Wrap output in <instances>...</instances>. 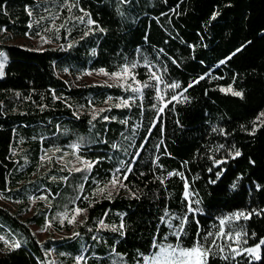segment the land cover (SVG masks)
Segmentation results:
<instances>
[{
    "label": "trees",
    "instance_id": "1",
    "mask_svg": "<svg viewBox=\"0 0 264 264\" xmlns=\"http://www.w3.org/2000/svg\"><path fill=\"white\" fill-rule=\"evenodd\" d=\"M71 1L85 23L39 50L2 36L40 35L29 12L36 0H0L3 198L39 196L40 213L27 223L47 220L58 231L63 216L85 210L75 236L54 246L57 264H78L85 244L81 264H134L154 244L191 248L197 241L211 248L207 264H264V0ZM125 66L140 92L74 80ZM229 86L244 98L221 91ZM174 95L179 101L169 103ZM74 151L92 167L77 171L53 160L47 174L29 180L48 155ZM23 159L28 166L20 169ZM114 175L124 187L109 197ZM236 212L250 216L223 228L240 232L239 242L217 238L220 220ZM20 224L28 244L0 252V264H50L52 242L38 243ZM258 244L256 259L240 253Z\"/></svg>",
    "mask_w": 264,
    "mask_h": 264
},
{
    "label": "rangeland",
    "instance_id": "2",
    "mask_svg": "<svg viewBox=\"0 0 264 264\" xmlns=\"http://www.w3.org/2000/svg\"><path fill=\"white\" fill-rule=\"evenodd\" d=\"M35 5L36 9H34L33 11L29 10V12L32 15V21L39 26L40 35H26L24 37H20L13 34L12 32H9L8 30H4L2 32V36H9V43L39 50L46 47H54L58 45L55 38H60L61 34H63L64 31L69 32V27L71 25H73L75 22L85 23V14L82 11L80 12L79 9H76L75 3L71 0H36ZM70 5L71 7H69ZM63 45L64 44L62 43V46ZM0 54H2V57L5 58V66L7 62V54L3 49H0ZM104 73H107V75H105ZM130 78V73L125 74L122 71L118 73H108L100 69L97 71L85 72L83 75L74 80L76 82L105 84L108 86L120 85L134 88L135 81L131 80ZM261 113H264V110ZM260 114L258 117L259 122L263 121L264 119V117H262ZM64 154L65 156L63 158L57 157L56 154L48 155L46 159L39 164L38 171L33 172L34 175L32 174V177H30L29 180L35 178L36 172H38V176L41 177L42 175L44 176L45 174H47L49 172V169L53 166V160L60 166L66 167L67 169H79L83 166H86V161L80 159L76 155L75 151L72 153V155H69L68 153ZM50 158H52V160H49ZM19 166L20 169L26 168L28 166L27 159H23V163ZM55 178L56 177H54L53 175H49V179ZM21 184L22 183H20V186ZM119 189V185L113 188L111 186V183H109L106 186L107 195L111 193L112 196L117 193ZM38 197L39 196L30 193L29 196H26L24 200H5L0 193V207L6 210L8 214L12 215L19 222L16 223L11 217H8L6 214L0 211V252L14 247L17 243H21L24 245L28 244L29 236L26 235L24 227L20 224L22 223L29 228L30 232L38 243H44L48 241L52 242L53 247L47 250V254L49 256L50 264H57L54 246L62 243L65 239H70L75 236V229L83 219L84 211H82L79 215H76L73 211L71 214L67 215L68 219H65V216H63L60 222L63 228L61 231H58V229H56L52 225V223L47 220L43 226H39L35 223H27L26 218L40 213L41 206L39 205L40 201L38 200ZM40 197H44V195ZM44 201L45 199L43 200V202ZM73 216H75V220L73 222H70L72 221ZM256 247L257 245L245 248L241 250L240 253L246 252L247 255L252 257V259H256L259 255L260 246L257 248V251L254 254L246 251L247 249ZM87 249L88 244H85L80 257L78 258V264H81V257L85 255ZM154 254H159V248L144 256L140 262H136L134 264H149V261L146 258H150Z\"/></svg>",
    "mask_w": 264,
    "mask_h": 264
},
{
    "label": "snow or ice",
    "instance_id": "3",
    "mask_svg": "<svg viewBox=\"0 0 264 264\" xmlns=\"http://www.w3.org/2000/svg\"><path fill=\"white\" fill-rule=\"evenodd\" d=\"M71 7V5L69 6ZM216 18V15H213L212 19L214 20ZM89 24H93L94 21L89 20L88 21ZM237 51H240V49H238ZM235 53H233L234 55ZM228 59H231V56L228 57ZM4 63H5V58L2 57V54H0V77H2L4 75ZM221 63H226V61H221ZM131 67H135V64L131 65ZM130 68L128 66H125L122 69V72L127 74L129 73ZM151 71V69H150ZM105 75H107V73H104ZM151 79H154L155 81H157L158 83L161 81V77L158 76L156 74V72H151ZM133 79H135L133 77ZM200 79H204V77H200ZM197 83L199 81H196ZM149 85L147 83L144 84V87H148ZM192 85L190 84L189 87H191ZM168 87L172 88V89H177L180 87L179 84L177 83H173L171 85H168ZM134 92H140L141 89L140 88H134L133 89ZM184 91H187V89H184ZM221 91H224L226 93H231V95L239 97L240 99L244 98L243 92L242 91H234L231 86H229V88L227 89H221ZM182 95V94H181ZM161 99H163V97H161ZM184 99H187V97H185ZM179 101V97L178 96H172L171 99L169 100V103L171 101ZM125 104H127V101H124ZM162 111V109H161ZM262 117H264V113L260 114ZM76 147V146H74ZM241 155L240 151H235V153L233 154V158L235 157H239ZM87 168H91L92 167V163L91 162H85ZM77 171H81V169H76ZM117 172H119V169H117ZM221 173H218L217 175L219 176ZM169 175H177V173H170ZM126 179V177H125ZM111 186L113 188H115L117 185H119L120 187H124L123 184L120 183L119 181V176L114 175V178L111 180ZM99 192H103L104 189H98ZM109 197L111 196V193L108 194ZM41 199H47V197H41ZM82 210L80 208H76L74 209V212L76 215L81 214ZM190 211H193L192 209H190ZM241 216L244 217V219H248L249 215H245V213L243 212H236L234 214V216H230L227 218V220H220V230L218 233V237L217 238H224L226 237L228 240H235L237 242H239L240 237H241V233L240 232H236L235 236H233V234L231 232L229 233H225L223 226L228 223L231 220L234 219H239ZM65 219H68L67 214L65 215ZM75 220V216L72 217V221L73 222ZM183 221H181V227L179 228L178 231H175V235L177 237V239H179L180 234L183 232ZM121 227H123V225H121ZM117 229L113 228L112 231H116ZM76 235H79V233H76ZM93 239H96V237H93ZM7 243V242H6ZM246 243V241H245ZM262 244H264V240L261 241ZM20 245L17 243L15 245V247H19ZM154 247H158L159 248V254H154L152 257L150 258H146L149 261V264H207V257L208 255L211 253V248H205L199 241H197L195 243V245L191 248H183L180 247L179 245H177L176 247H173L172 245H168L166 247H161L159 245L154 244ZM217 248H219L221 251H223V248L220 245H216ZM228 247H231V245H228ZM259 247V245H257L256 248H250L247 249L246 251H248L249 253H255L257 251V248ZM232 251L235 253L237 252V249L233 248Z\"/></svg>",
    "mask_w": 264,
    "mask_h": 264
},
{
    "label": "built area",
    "instance_id": "4",
    "mask_svg": "<svg viewBox=\"0 0 264 264\" xmlns=\"http://www.w3.org/2000/svg\"><path fill=\"white\" fill-rule=\"evenodd\" d=\"M78 262H79V260H78ZM81 262V261H80Z\"/></svg>",
    "mask_w": 264,
    "mask_h": 264
}]
</instances>
